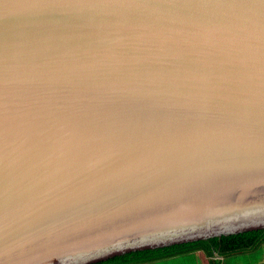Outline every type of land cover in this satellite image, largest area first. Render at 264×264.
Here are the masks:
<instances>
[{"label":"water","instance_id":"water-1","mask_svg":"<svg viewBox=\"0 0 264 264\" xmlns=\"http://www.w3.org/2000/svg\"><path fill=\"white\" fill-rule=\"evenodd\" d=\"M257 230L264 0H0V264Z\"/></svg>","mask_w":264,"mask_h":264},{"label":"trees","instance_id":"trees-1","mask_svg":"<svg viewBox=\"0 0 264 264\" xmlns=\"http://www.w3.org/2000/svg\"><path fill=\"white\" fill-rule=\"evenodd\" d=\"M243 258L247 264H264V230L127 253L96 264H239Z\"/></svg>","mask_w":264,"mask_h":264},{"label":"rangeland","instance_id":"rangeland-1","mask_svg":"<svg viewBox=\"0 0 264 264\" xmlns=\"http://www.w3.org/2000/svg\"><path fill=\"white\" fill-rule=\"evenodd\" d=\"M239 264H247V261L243 258L242 260L238 261Z\"/></svg>","mask_w":264,"mask_h":264},{"label":"crops","instance_id":"crops-1","mask_svg":"<svg viewBox=\"0 0 264 264\" xmlns=\"http://www.w3.org/2000/svg\"><path fill=\"white\" fill-rule=\"evenodd\" d=\"M197 259H199V256H197ZM199 264H206V263L205 262H203V263L200 262Z\"/></svg>","mask_w":264,"mask_h":264}]
</instances>
